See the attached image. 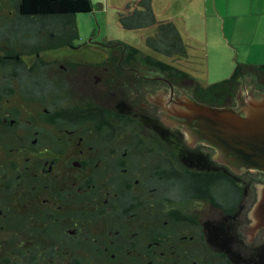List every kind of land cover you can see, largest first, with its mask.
Instances as JSON below:
<instances>
[{"label":"flooded vegetation","instance_id":"af4514ba","mask_svg":"<svg viewBox=\"0 0 264 264\" xmlns=\"http://www.w3.org/2000/svg\"><path fill=\"white\" fill-rule=\"evenodd\" d=\"M23 39L0 48V233L42 264H264V172L194 150L184 78L146 61L168 60Z\"/></svg>","mask_w":264,"mask_h":264},{"label":"trees","instance_id":"16d2710c","mask_svg":"<svg viewBox=\"0 0 264 264\" xmlns=\"http://www.w3.org/2000/svg\"><path fill=\"white\" fill-rule=\"evenodd\" d=\"M5 2H9L8 4ZM153 0H139L120 13L121 25L129 30L156 26L145 38V47L162 56H186L188 45L178 26L171 20H158ZM7 4L9 7L5 6ZM93 0H0V48L4 40L22 36L25 49H56L76 44L79 31L78 13H93ZM107 50L144 51L119 41H108ZM154 66L168 68L171 76L180 74L188 92L197 100L218 106H235L238 92L246 86L264 90V64L237 63L232 76L224 81L204 86L189 73L177 70L172 64L146 59ZM189 146L186 144V149ZM194 150H215L199 144ZM5 229L0 233V264H42L36 252L19 249L17 240ZM12 235L13 240L10 238Z\"/></svg>","mask_w":264,"mask_h":264},{"label":"rangeland","instance_id":"374dc122","mask_svg":"<svg viewBox=\"0 0 264 264\" xmlns=\"http://www.w3.org/2000/svg\"><path fill=\"white\" fill-rule=\"evenodd\" d=\"M181 1L187 2L173 0L177 4ZM7 4L4 5L9 7ZM156 9L159 21L170 18L178 26L188 51L181 58L164 57L155 52L153 56L168 60L204 86L229 79L237 63L264 64V0H198L196 6L192 4L183 10L184 18L179 21L172 19L178 12L169 11L165 4ZM117 13L118 10L112 9L106 21L103 15L94 13L76 15L79 31L76 44L81 46L80 56L87 60L103 59L107 55L105 44L108 41L151 51L145 47L143 29L124 28L119 16L117 20ZM47 50L63 55L74 51L68 46Z\"/></svg>","mask_w":264,"mask_h":264},{"label":"water","instance_id":"95a60500","mask_svg":"<svg viewBox=\"0 0 264 264\" xmlns=\"http://www.w3.org/2000/svg\"><path fill=\"white\" fill-rule=\"evenodd\" d=\"M243 89L235 106L211 105L186 91L171 112L185 126L191 146L214 148L218 160L235 170L264 172V90L255 86ZM255 221L257 228L263 227L264 215L256 214Z\"/></svg>","mask_w":264,"mask_h":264},{"label":"crops","instance_id":"0c3cea01","mask_svg":"<svg viewBox=\"0 0 264 264\" xmlns=\"http://www.w3.org/2000/svg\"><path fill=\"white\" fill-rule=\"evenodd\" d=\"M139 0H93L94 5V14L103 15L105 21L108 19V17L111 16L112 9L118 10L117 13V20L118 16H120V13L127 10V6L131 3H135ZM153 6L156 9V6L159 7L160 4H165V7L169 9V11L178 12L177 15H172V19H175L176 21L179 19L181 20L184 18L183 10L185 8H189L192 4L196 6V2L198 0H187V2L183 3L182 1L177 3H174L173 0H153ZM184 1V0H183ZM115 14V13H114ZM116 16V14H115ZM164 20H170L164 19ZM155 32V27H148L143 29V37H147L148 35H151Z\"/></svg>","mask_w":264,"mask_h":264}]
</instances>
